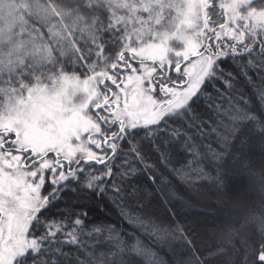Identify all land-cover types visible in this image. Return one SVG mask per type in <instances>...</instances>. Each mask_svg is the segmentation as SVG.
<instances>
[{
    "label": "snow or ice",
    "instance_id": "snow-or-ice-1",
    "mask_svg": "<svg viewBox=\"0 0 264 264\" xmlns=\"http://www.w3.org/2000/svg\"><path fill=\"white\" fill-rule=\"evenodd\" d=\"M0 264H264V0H0Z\"/></svg>",
    "mask_w": 264,
    "mask_h": 264
}]
</instances>
